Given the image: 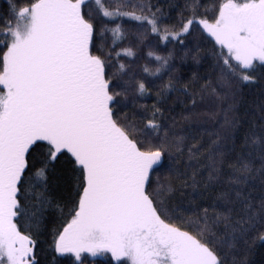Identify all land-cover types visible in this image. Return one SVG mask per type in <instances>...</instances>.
Segmentation results:
<instances>
[{"label":"snow or ice","instance_id":"6c2138e0","mask_svg":"<svg viewBox=\"0 0 264 264\" xmlns=\"http://www.w3.org/2000/svg\"><path fill=\"white\" fill-rule=\"evenodd\" d=\"M8 4L0 15V264H38L36 236L49 210L62 220L52 247L71 264H90V256H107V264H227L226 239L264 226V197L256 204L247 191L251 153L234 155L239 121L228 103L264 68V0H183L175 24H165L151 0ZM131 22L135 49L123 44ZM189 37L211 44V72L185 82L167 45ZM145 47L156 64L143 72L161 80L164 73L166 83L149 86L122 60L143 59ZM180 51L182 61L189 58L186 45ZM202 58L197 45L191 60ZM181 90L193 110L217 99L219 127L183 131L165 117L159 104ZM153 91L151 108L125 114L130 97L136 104ZM251 143L264 174V131ZM62 159L76 173L75 198L63 206L48 193L51 165ZM162 173L179 187L162 184ZM217 186L214 202L198 203ZM185 189L192 207L173 206L175 192ZM257 237L264 242V230Z\"/></svg>","mask_w":264,"mask_h":264},{"label":"trees","instance_id":"16d2710c","mask_svg":"<svg viewBox=\"0 0 264 264\" xmlns=\"http://www.w3.org/2000/svg\"><path fill=\"white\" fill-rule=\"evenodd\" d=\"M182 2L183 0H151L153 11L159 8L160 11L157 15L161 16L165 24L176 23L178 19V8L176 5ZM207 2L208 0H202V3ZM8 10V0H0V15L6 14ZM133 23L135 22L125 24V27L129 28L130 31L123 40V44L125 47L130 46L135 49L137 39L135 30L132 28ZM150 39H154V36H151ZM185 45L188 49H191V52L189 53V58L182 61L180 56L183 53L180 49ZM197 45H199L202 56L204 57L199 63L191 60V55L195 54ZM164 47L163 42H161L158 50L163 51ZM210 47L211 44L208 41L196 40L192 37L184 40L182 45L176 42L167 45L168 50L175 49V56L172 63L178 69L176 75L182 77L187 82L192 78L193 73L198 77L210 73L211 61L206 55L207 49ZM146 53L147 48L145 47L142 49V52H138V55H143V59L132 61V58L123 56L121 58L124 62L130 63L131 70L137 74V78H144L145 83L149 86H152L153 81L157 86L161 83H166L168 77L164 73L161 74L163 77V80H161L160 77H153L143 72V66L145 64H148L149 67H153L156 64L154 58L148 57ZM253 75L254 79L252 81L243 82L238 86L235 96L230 97L228 103L233 105V110L229 113V116L239 121L238 126L234 129L236 149L234 155L248 156L251 153L255 171L252 179L249 181L247 191L253 202L259 204L261 198L264 197V174L259 171L261 168L259 151L251 143V137L255 133L258 139L261 131H264V68L257 67ZM136 100L137 103L133 104L132 98L130 97L126 106H124V112L129 117H133L134 113L139 115L143 111L139 107L140 105L151 108L156 103L157 98L155 91H153L150 95L137 97ZM159 106L164 109L165 117L169 120L174 117L178 124L183 125V131L216 128L223 122V113L220 112L221 104L211 96L203 101H198L195 110H193V106L183 90L178 93L169 92L167 98ZM214 112L218 113V115L215 119H212L209 114ZM185 116H189L190 119L184 120L183 117ZM246 138H249V143H245ZM36 162L38 163V160ZM183 163V160L178 161L177 167H182ZM51 169L48 174L49 195L60 202L62 206L69 204L70 200L75 198L76 173L73 171L72 165L68 163L67 159H62L51 165ZM159 179L162 184H171L174 188L179 187V180L167 173L160 174ZM191 191V189H185L184 195L176 191L175 198L172 201L173 206L179 204L184 209L192 207L189 204V193ZM220 191V186H217L215 189L207 192L204 197L200 198L198 203L207 206L209 203L214 202V197ZM30 194L31 190L29 192ZM27 203L31 209L34 202L28 200ZM66 212L67 208H65V214ZM61 223L62 220L59 212L49 210L45 213L44 222L39 225V235L36 236V259L38 264H71L69 257L61 256L52 247L54 230L60 228ZM261 230H264V226L258 222L255 229L249 228L244 233L238 231L234 240L230 237L227 238L226 242L221 245L227 264H264V242H261L257 237V232Z\"/></svg>","mask_w":264,"mask_h":264},{"label":"flooded vegetation","instance_id":"af4514ba","mask_svg":"<svg viewBox=\"0 0 264 264\" xmlns=\"http://www.w3.org/2000/svg\"><path fill=\"white\" fill-rule=\"evenodd\" d=\"M109 257L103 256V257H89L90 264H107Z\"/></svg>","mask_w":264,"mask_h":264}]
</instances>
